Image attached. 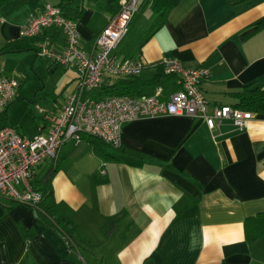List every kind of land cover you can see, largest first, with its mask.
<instances>
[{
  "label": "crops",
  "instance_id": "obj_1",
  "mask_svg": "<svg viewBox=\"0 0 264 264\" xmlns=\"http://www.w3.org/2000/svg\"><path fill=\"white\" fill-rule=\"evenodd\" d=\"M147 1L139 10L141 27L151 16ZM44 3L77 21L87 51L115 13L111 0H7L0 6L2 75L14 77L24 62L43 69L39 92L29 101L19 84L0 113V128L27 138L9 122L19 103L32 114L37 135L48 131L69 95H92L80 88L73 68L37 52L41 42L61 50L60 29L44 28L29 48L5 51ZM262 19L264 0H179L137 58L147 69L165 57L204 68L200 90L209 106H235L246 86L264 91V27L243 36ZM114 53L122 59L119 47ZM252 115L241 130L230 119L209 129L201 118L162 115L125 123L119 147L97 139L65 142L54 161L37 166L32 182L50 183L54 201L71 209L78 246L71 251L37 223L29 205L0 198V264H264V236L248 237L256 229L248 219L264 212V114Z\"/></svg>",
  "mask_w": 264,
  "mask_h": 264
},
{
  "label": "built area",
  "instance_id": "obj_2",
  "mask_svg": "<svg viewBox=\"0 0 264 264\" xmlns=\"http://www.w3.org/2000/svg\"><path fill=\"white\" fill-rule=\"evenodd\" d=\"M143 0H120V7L94 39L87 51L80 45L77 21L64 16L60 6L44 3L21 27L20 37H35L42 29L55 27L64 36V46L55 50L46 43L38 44V54L51 63L73 68L83 90H97L104 76H133L145 68L139 59H117L114 51L128 32L129 24ZM3 22V19H0ZM164 72L178 76L180 87L167 98L153 95H115L103 99L82 98L79 92L69 95L52 118L46 133L27 138L15 128H0V197L29 206L42 200V193L32 184L37 166L57 158L60 147L67 141L91 135L119 147L125 123L162 115H186L201 118L209 129L223 119H230L241 130L247 127L252 113L230 105L209 106L200 90L207 75L204 68H190L172 57L161 63ZM19 81L0 72V113L14 99Z\"/></svg>",
  "mask_w": 264,
  "mask_h": 264
},
{
  "label": "trees",
  "instance_id": "obj_3",
  "mask_svg": "<svg viewBox=\"0 0 264 264\" xmlns=\"http://www.w3.org/2000/svg\"><path fill=\"white\" fill-rule=\"evenodd\" d=\"M6 1L7 0H0V6ZM178 1L179 0H148L146 4L148 5V8L151 9V16L142 27L140 26L139 10L143 5L144 0L141 2L137 13L129 24L127 34L118 45L119 54L122 55V59H138V54L144 42L156 29L165 23L169 9ZM111 2L115 7V12L118 11L120 0H111ZM261 27H264V19L254 23L246 29L243 32V36L255 32ZM35 37H20L17 41L9 42L5 46V51L27 49L29 48L31 39ZM179 87L178 76L165 73L163 66L157 64L149 69L145 67L138 75L106 77L100 87L97 90L92 91L90 98L99 100L115 95H153L156 90H159V97L165 99L170 93L176 91ZM241 94H243V96L240 104L235 105L234 107L247 110L251 113L255 112L264 114V91L258 87L248 85ZM81 138L86 139L93 144L99 143L97 140H100L86 134L82 135ZM32 184L35 189L42 193V200L35 207L30 206L34 211L35 221L55 231L63 238L67 247L71 251H74V246H78V242L74 236L78 232V229L72 219L71 209H69L64 203H57L54 201L50 183L45 182L43 184H35L32 182ZM248 220L253 223L251 226L252 229L256 228L253 235L248 236L249 239L252 240L264 236V212L258 213L256 216L249 218Z\"/></svg>",
  "mask_w": 264,
  "mask_h": 264
},
{
  "label": "rangeland",
  "instance_id": "obj_4",
  "mask_svg": "<svg viewBox=\"0 0 264 264\" xmlns=\"http://www.w3.org/2000/svg\"><path fill=\"white\" fill-rule=\"evenodd\" d=\"M16 68L18 69H15L13 76L19 81L20 88H22V91L27 94L26 96L30 101L32 99L31 96L39 92L38 88L42 87L43 85V69H40L37 65L35 69H33L30 64H27L25 62L20 63ZM18 89L19 88H17V90ZM9 122L13 126L14 124H18L15 126H20L24 130L28 138H33V136H36L35 134L33 135V133L36 131V126L33 122L32 114H30L29 109L25 104L19 103L12 110V113H10L9 115Z\"/></svg>",
  "mask_w": 264,
  "mask_h": 264
}]
</instances>
